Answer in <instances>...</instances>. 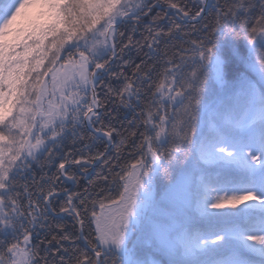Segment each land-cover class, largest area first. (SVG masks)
<instances>
[{
    "label": "snow or ice",
    "instance_id": "1",
    "mask_svg": "<svg viewBox=\"0 0 264 264\" xmlns=\"http://www.w3.org/2000/svg\"><path fill=\"white\" fill-rule=\"evenodd\" d=\"M0 264H264V0H0Z\"/></svg>",
    "mask_w": 264,
    "mask_h": 264
},
{
    "label": "trees",
    "instance_id": "2",
    "mask_svg": "<svg viewBox=\"0 0 264 264\" xmlns=\"http://www.w3.org/2000/svg\"><path fill=\"white\" fill-rule=\"evenodd\" d=\"M111 194H112L113 197H115V196L117 195V192L114 190ZM62 222H63V223H69V224L71 223V222L68 221V220H65V221H62Z\"/></svg>",
    "mask_w": 264,
    "mask_h": 264
}]
</instances>
